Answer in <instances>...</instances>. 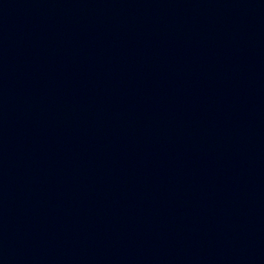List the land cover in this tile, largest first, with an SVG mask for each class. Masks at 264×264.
<instances>
[{
	"label": "water",
	"instance_id": "1",
	"mask_svg": "<svg viewBox=\"0 0 264 264\" xmlns=\"http://www.w3.org/2000/svg\"><path fill=\"white\" fill-rule=\"evenodd\" d=\"M0 264H264V0H0Z\"/></svg>",
	"mask_w": 264,
	"mask_h": 264
}]
</instances>
